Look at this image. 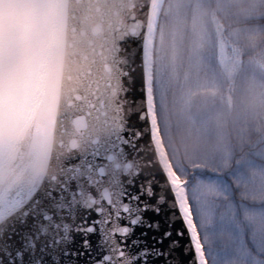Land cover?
<instances>
[{
  "label": "snow or ice",
  "instance_id": "1",
  "mask_svg": "<svg viewBox=\"0 0 264 264\" xmlns=\"http://www.w3.org/2000/svg\"><path fill=\"white\" fill-rule=\"evenodd\" d=\"M241 2L217 6L230 14ZM207 5L29 0V15L0 34V174L15 166L31 177L0 184V264H264V114L223 152L176 146L182 130L208 132L193 84L235 87L264 72V5L232 30L215 13L201 25ZM86 17L124 22L91 56L74 53L75 86L58 100L41 73ZM188 17L190 46L177 55L174 30L170 54L165 29ZM65 138L72 154L54 155Z\"/></svg>",
  "mask_w": 264,
  "mask_h": 264
},
{
  "label": "clouds",
  "instance_id": "2",
  "mask_svg": "<svg viewBox=\"0 0 264 264\" xmlns=\"http://www.w3.org/2000/svg\"><path fill=\"white\" fill-rule=\"evenodd\" d=\"M264 5V0H242L238 7L230 9L229 12H221L217 6V0H208L207 7L201 13L199 23L207 25L213 13L217 14L227 30H232L257 7ZM194 30L195 25H191ZM166 47V46H165ZM264 114V76L257 75L241 83L233 93L232 106L225 110L223 115L217 116V108L209 106L202 114L212 125L207 133H197L195 130L189 132L182 130L175 137L176 146L182 147V142L187 141L193 148L202 151L220 153L224 151L229 142L230 135L236 124L251 121L256 115ZM72 154L68 143H60L57 146V155L67 157ZM54 169L50 166H40L37 174L50 175ZM30 179L31 177H24Z\"/></svg>",
  "mask_w": 264,
  "mask_h": 264
},
{
  "label": "water",
  "instance_id": "3",
  "mask_svg": "<svg viewBox=\"0 0 264 264\" xmlns=\"http://www.w3.org/2000/svg\"><path fill=\"white\" fill-rule=\"evenodd\" d=\"M75 7V5H73ZM122 17H113L110 20L100 21L94 18H85L84 27L78 32L66 31L62 39L60 40V46L66 48V53L58 61L53 62L46 66L41 77L46 82L50 83L56 93V97L59 100L61 97L66 96L75 86V74L79 70L80 65L76 62L74 53H87L89 56L94 51H98L106 42L110 35L109 29L123 24ZM57 40L55 37H48L45 41V47L52 49L57 47ZM74 45L76 47H74ZM37 118L46 119L47 114L37 111L34 113ZM68 138H65L62 143H68ZM60 142L50 145V148L54 155H57V146ZM62 157V156H59ZM66 158V157H62ZM27 163V159L25 160ZM54 169V163L50 165ZM30 177L26 175L19 168L12 166L7 168L2 174H0V184L5 187H14L29 179L24 177Z\"/></svg>",
  "mask_w": 264,
  "mask_h": 264
},
{
  "label": "trees",
  "instance_id": "4",
  "mask_svg": "<svg viewBox=\"0 0 264 264\" xmlns=\"http://www.w3.org/2000/svg\"><path fill=\"white\" fill-rule=\"evenodd\" d=\"M177 2H181V0H177ZM183 2H186V0H183ZM202 11L200 12L199 19ZM191 25H193V20L190 17H188L180 20L178 23L177 22L171 23L165 29L166 35L163 40V44L166 47H169L170 54H171V41L168 38V34L172 33L174 30L177 31L176 52L177 55L183 54L189 48L190 40L187 36H182V34L184 33L190 34L193 31ZM160 43H161L160 37L158 36L157 37L158 51H159ZM257 75L264 76V72L257 71L254 76H249L248 79L255 77ZM248 79L238 81L235 87H231L227 82L223 80L217 81V83L215 84H193L191 89L192 102H193V108H192L193 115L196 117L197 120L205 121L208 127V131L211 130L212 125L207 119L202 118V114L208 110L210 105L215 106L217 108L218 117L222 116L225 110H230L232 106L233 93L238 89L241 83L247 81ZM249 122L238 123L234 126L233 131L230 135V142L227 148L235 142L236 135L240 126Z\"/></svg>",
  "mask_w": 264,
  "mask_h": 264
},
{
  "label": "bare ground",
  "instance_id": "5",
  "mask_svg": "<svg viewBox=\"0 0 264 264\" xmlns=\"http://www.w3.org/2000/svg\"><path fill=\"white\" fill-rule=\"evenodd\" d=\"M1 8L4 10L3 12ZM10 8L13 9V12L9 13V15H5L6 17L8 16V19H4L5 10L7 9L8 11ZM29 13V0H0V34L17 28L22 19L29 15ZM3 22H5V26Z\"/></svg>",
  "mask_w": 264,
  "mask_h": 264
},
{
  "label": "rangeland",
  "instance_id": "6",
  "mask_svg": "<svg viewBox=\"0 0 264 264\" xmlns=\"http://www.w3.org/2000/svg\"><path fill=\"white\" fill-rule=\"evenodd\" d=\"M1 11L3 12L4 10L1 8ZM11 12H13L12 8H10V10H8V11L6 9L5 12H4V19H6V18L8 19V16L6 17L5 15H7V14L9 15V13H11ZM0 23H1V20H0ZM3 24H4V26L6 25L5 22H3Z\"/></svg>",
  "mask_w": 264,
  "mask_h": 264
}]
</instances>
